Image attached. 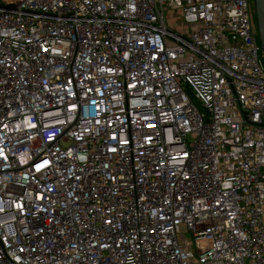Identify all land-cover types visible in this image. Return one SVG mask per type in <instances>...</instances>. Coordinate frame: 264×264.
<instances>
[{
  "label": "built area",
  "instance_id": "2783aa9c",
  "mask_svg": "<svg viewBox=\"0 0 264 264\" xmlns=\"http://www.w3.org/2000/svg\"><path fill=\"white\" fill-rule=\"evenodd\" d=\"M254 20L252 0H0V264H264Z\"/></svg>",
  "mask_w": 264,
  "mask_h": 264
},
{
  "label": "water",
  "instance_id": "95a60500",
  "mask_svg": "<svg viewBox=\"0 0 264 264\" xmlns=\"http://www.w3.org/2000/svg\"><path fill=\"white\" fill-rule=\"evenodd\" d=\"M252 2L258 41L264 58V0H252Z\"/></svg>",
  "mask_w": 264,
  "mask_h": 264
},
{
  "label": "rangeland",
  "instance_id": "374dc122",
  "mask_svg": "<svg viewBox=\"0 0 264 264\" xmlns=\"http://www.w3.org/2000/svg\"><path fill=\"white\" fill-rule=\"evenodd\" d=\"M165 16L167 20L168 27L173 30H179L183 27V19L180 10H172L168 7L165 8ZM253 20V17H252ZM254 34L257 33L256 29H253Z\"/></svg>",
  "mask_w": 264,
  "mask_h": 264
},
{
  "label": "trees",
  "instance_id": "16d2710c",
  "mask_svg": "<svg viewBox=\"0 0 264 264\" xmlns=\"http://www.w3.org/2000/svg\"><path fill=\"white\" fill-rule=\"evenodd\" d=\"M254 22H255V20H254ZM255 26H256V23H255Z\"/></svg>",
  "mask_w": 264,
  "mask_h": 264
}]
</instances>
